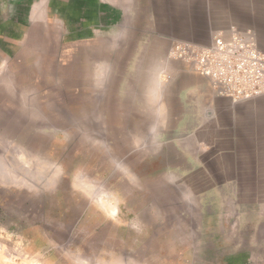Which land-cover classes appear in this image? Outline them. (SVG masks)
<instances>
[{
	"label": "rangeland",
	"instance_id": "374dc122",
	"mask_svg": "<svg viewBox=\"0 0 264 264\" xmlns=\"http://www.w3.org/2000/svg\"><path fill=\"white\" fill-rule=\"evenodd\" d=\"M249 6L0 3V264H264V93L169 54Z\"/></svg>",
	"mask_w": 264,
	"mask_h": 264
},
{
	"label": "built area",
	"instance_id": "2783aa9c",
	"mask_svg": "<svg viewBox=\"0 0 264 264\" xmlns=\"http://www.w3.org/2000/svg\"><path fill=\"white\" fill-rule=\"evenodd\" d=\"M231 33L232 41L218 32L209 44L174 42L169 54L208 77L221 95L233 99L261 95L264 93V53L253 42L248 44L236 29Z\"/></svg>",
	"mask_w": 264,
	"mask_h": 264
},
{
	"label": "crops",
	"instance_id": "0c3cea01",
	"mask_svg": "<svg viewBox=\"0 0 264 264\" xmlns=\"http://www.w3.org/2000/svg\"><path fill=\"white\" fill-rule=\"evenodd\" d=\"M3 1L4 0H0V3ZM40 3L43 4V0H40ZM36 4H37V2H36ZM46 7H48V0H46ZM41 11H42V9H41ZM249 19H250V25L249 26L251 28H254L255 34H256V36H258L259 32L257 29H262V27H263V24H257V21L258 20H260V21L264 20V0H250Z\"/></svg>",
	"mask_w": 264,
	"mask_h": 264
}]
</instances>
